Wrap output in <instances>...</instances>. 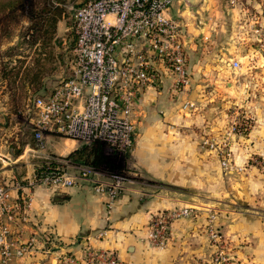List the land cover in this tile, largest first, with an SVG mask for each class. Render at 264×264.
Returning a JSON list of instances; mask_svg holds the SVG:
<instances>
[{"label": "crops", "instance_id": "crops-1", "mask_svg": "<svg viewBox=\"0 0 264 264\" xmlns=\"http://www.w3.org/2000/svg\"><path fill=\"white\" fill-rule=\"evenodd\" d=\"M188 1L174 0L170 10L171 16L187 30V49L193 24ZM180 3L186 4L182 11ZM61 24L60 21L58 29ZM7 45L12 43H1L0 48ZM193 46L196 47L191 44L189 48ZM188 57L192 80L188 89L177 92L167 75L161 85L144 91L134 109L132 118L138 139L126 156L129 176L111 215L106 214V196L95 193L89 184L26 190L32 198L28 222L17 226L14 236L24 243L35 241L31 252L13 259L12 264H62V254L79 258L86 246L113 251L126 264H204L212 255L205 231L210 209L217 213L222 233L231 241L238 260L242 264H264V173L250 172L245 198L224 187L221 162L205 150L204 137L198 129H215L219 117L211 114L222 112L229 101L225 100L227 96L215 98L218 95L214 91L203 89L201 82L207 80L201 75L202 66L189 52ZM51 69L41 76L39 70H28L22 91L14 87L16 77L0 71V97L6 101L0 103V152L8 159L4 166L0 165V177L12 188L13 198L22 194L16 184L31 177L43 157H67L81 146L76 140L50 134L46 136L45 148L33 151V130L29 133L24 128L25 121H15L20 111L30 112V106L18 104L16 98L53 90H35L31 82L34 74L41 80L55 81L61 73L57 60ZM191 104L194 108H185ZM13 124L15 132H9ZM187 206L197 207L199 215L174 222L166 248L151 247L148 233L152 215ZM45 235L54 237L61 249L45 246Z\"/></svg>", "mask_w": 264, "mask_h": 264}, {"label": "built area", "instance_id": "built-area-1", "mask_svg": "<svg viewBox=\"0 0 264 264\" xmlns=\"http://www.w3.org/2000/svg\"><path fill=\"white\" fill-rule=\"evenodd\" d=\"M173 3L174 0H88L74 9L75 45L69 75L49 94L32 100L33 151L43 150L50 134L76 140L81 145L101 143L121 155L133 150L136 124L132 114L144 91L161 85L167 75L177 92L188 89L192 83L189 36L181 21L171 16ZM238 65L234 63L235 68ZM209 140L212 139L204 137V145L214 150L215 145ZM221 158V166L229 169V159ZM7 161L0 152V165ZM127 179L124 175L107 176L91 166H74L53 154L35 165L31 177L16 184L22 192L18 198H13L12 188L0 177V264H12L13 259L23 258L32 250L35 240L24 243L14 236V229L28 222L32 198L26 190L89 184L95 193L106 196L109 217ZM198 215L195 206L153 214L148 233L150 246L166 248L174 222ZM205 231L212 255L204 264H242L231 241L222 233L213 209L208 211ZM43 242L61 249L51 235H45ZM59 259L62 264H126L113 251L89 246L83 248L79 258L62 254Z\"/></svg>", "mask_w": 264, "mask_h": 264}, {"label": "rangeland", "instance_id": "rangeland-1", "mask_svg": "<svg viewBox=\"0 0 264 264\" xmlns=\"http://www.w3.org/2000/svg\"><path fill=\"white\" fill-rule=\"evenodd\" d=\"M86 1L0 0V44L12 43L0 48V71L13 74V78L18 73L13 79L14 87L22 91L21 86L27 83L25 76L28 70H39L41 76L52 71L51 65L56 60L61 73L55 81L40 79L34 87L54 88L67 76L75 45L73 12ZM188 2L193 14L188 46L195 44L197 48L188 47L187 51L202 66L201 75L207 80L201 82L203 89L214 91L218 95L215 98L227 96L225 100L229 101L222 112L211 114L219 117L215 129L210 126L198 131L203 137H210L212 140L209 141L215 149L218 148L210 150V146L204 145L208 154L218 160H222L223 156L229 159V169L221 166L224 187L245 198L243 194H246L250 172L264 173V0ZM185 5L180 3L181 11ZM184 20L188 24L186 18ZM60 21L62 27L58 29ZM4 62L5 66L2 65ZM235 62L239 64L237 68L234 67ZM3 67L6 69L2 70ZM47 90L41 94L33 92L31 96L21 94L18 102L31 107L33 98L48 94ZM225 100L222 103H226ZM4 101L5 98L0 97V103ZM32 116V108L30 113L20 111L15 121H25L24 128L30 133L32 126L28 121ZM10 130L15 132L14 124ZM135 138L138 139V136ZM104 154L109 162L120 168L115 170L104 166L101 170L103 174L129 176L127 155L117 154L107 146L104 147ZM225 198L229 199L228 195Z\"/></svg>", "mask_w": 264, "mask_h": 264}, {"label": "trees", "instance_id": "trees-1", "mask_svg": "<svg viewBox=\"0 0 264 264\" xmlns=\"http://www.w3.org/2000/svg\"><path fill=\"white\" fill-rule=\"evenodd\" d=\"M7 74L10 75L11 77L13 75V74H10L9 72ZM17 76H18V73L14 76V78L15 77L17 78ZM33 78L34 79L31 80V82H32V85L34 86V83L37 80H40V78H38L36 74L33 75ZM25 86L26 84L25 85L23 84L21 87L24 88ZM34 89L37 90L38 88L34 87ZM16 101L18 104H20L18 102V98H16ZM104 147L105 145H102L101 143H94L92 145H81L76 151L71 153L69 156L64 157V159L69 161L74 166H91L95 170H98V171H101L104 166L115 169V170L116 168H120V166L109 162L108 157L105 156L104 154Z\"/></svg>", "mask_w": 264, "mask_h": 264}]
</instances>
